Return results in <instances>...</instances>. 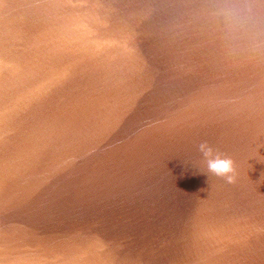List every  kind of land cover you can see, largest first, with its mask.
Instances as JSON below:
<instances>
[{"label":"water","instance_id":"1","mask_svg":"<svg viewBox=\"0 0 264 264\" xmlns=\"http://www.w3.org/2000/svg\"><path fill=\"white\" fill-rule=\"evenodd\" d=\"M0 262L264 264V0H0Z\"/></svg>","mask_w":264,"mask_h":264},{"label":"clouds","instance_id":"2","mask_svg":"<svg viewBox=\"0 0 264 264\" xmlns=\"http://www.w3.org/2000/svg\"><path fill=\"white\" fill-rule=\"evenodd\" d=\"M199 151L203 154L211 173L226 179L228 183L236 182L235 163L231 158L215 152L207 143L200 144Z\"/></svg>","mask_w":264,"mask_h":264},{"label":"snow or ice","instance_id":"3","mask_svg":"<svg viewBox=\"0 0 264 264\" xmlns=\"http://www.w3.org/2000/svg\"><path fill=\"white\" fill-rule=\"evenodd\" d=\"M0 264H2V262H0Z\"/></svg>","mask_w":264,"mask_h":264}]
</instances>
